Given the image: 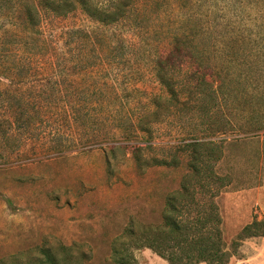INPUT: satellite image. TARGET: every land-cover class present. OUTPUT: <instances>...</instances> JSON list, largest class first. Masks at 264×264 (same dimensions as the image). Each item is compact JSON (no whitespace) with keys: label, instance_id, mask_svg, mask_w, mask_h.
Instances as JSON below:
<instances>
[{"label":"rangeland","instance_id":"374dc122","mask_svg":"<svg viewBox=\"0 0 264 264\" xmlns=\"http://www.w3.org/2000/svg\"><path fill=\"white\" fill-rule=\"evenodd\" d=\"M139 8L106 25L81 8L0 0V260L63 242L115 264V238L162 222L197 151L221 178L198 197L220 208L229 264H264V236L232 244L264 220V0ZM176 36L179 102L159 64Z\"/></svg>","mask_w":264,"mask_h":264},{"label":"trees","instance_id":"16d2710c","mask_svg":"<svg viewBox=\"0 0 264 264\" xmlns=\"http://www.w3.org/2000/svg\"><path fill=\"white\" fill-rule=\"evenodd\" d=\"M145 2L152 3L154 0H42L45 8L65 11L81 8L92 19L106 25L129 19L128 13H135ZM135 15L137 17L139 13L136 12ZM179 39V36L174 37L173 50L159 57V64L162 66L160 68L164 73L160 75V79L171 91L170 98L176 102L180 98L173 83V73L176 70L174 56L180 47ZM181 66L179 65V69ZM206 75L204 71L198 72V78L201 77L205 84ZM137 153L139 158L143 156L139 149ZM139 163L144 165L141 159ZM146 165L151 166L150 163ZM190 166L191 172L183 178L180 188L167 196L160 224H149L140 228L131 226L123 235L115 238L111 256L115 264H139L135 252L141 248H150L173 264H229L233 251L223 234L220 208L211 194V205L201 204L198 197V194L216 182V178H221L210 169L209 161L203 158L201 152L196 151ZM205 167L211 171L208 173ZM254 236H264V220L255 219L245 225L238 234V239L232 244L238 245L240 241ZM90 260L87 251L78 249L76 244L58 242L44 243L20 251L2 258L0 264H88Z\"/></svg>","mask_w":264,"mask_h":264}]
</instances>
